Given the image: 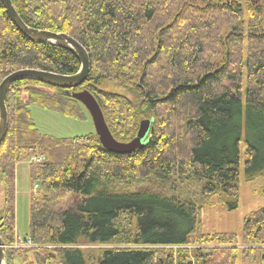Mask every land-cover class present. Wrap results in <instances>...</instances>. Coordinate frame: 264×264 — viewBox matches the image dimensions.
I'll list each match as a JSON object with an SVG mask.
<instances>
[{"label": "trees", "instance_id": "1", "mask_svg": "<svg viewBox=\"0 0 264 264\" xmlns=\"http://www.w3.org/2000/svg\"><path fill=\"white\" fill-rule=\"evenodd\" d=\"M11 1L27 26L80 42L90 73L74 90L22 81L7 94L8 129L0 146L7 264L17 258L9 247L16 236L15 169L35 156L41 161L30 165V178L42 192L31 195L28 238L54 246L55 255L44 262L264 264V207L245 219L241 242L234 234L203 231V215L215 199L228 211L238 208L241 144L246 181L264 178V0ZM226 28L237 33L228 59L237 55V64L205 63L203 42L222 45ZM80 67L69 51L25 37L0 0V83L22 69L74 75ZM106 80L139 89L142 110L153 116L145 120L151 127L143 147L122 155L106 150L96 133L57 140L36 128L33 107L84 118L66 93L87 91L113 138L131 143L144 112L126 115L133 107L101 90ZM144 184L158 191L140 190ZM70 194L80 199L75 212L58 217L55 208ZM80 246L112 247L92 255Z\"/></svg>", "mask_w": 264, "mask_h": 264}, {"label": "rangeland", "instance_id": "2", "mask_svg": "<svg viewBox=\"0 0 264 264\" xmlns=\"http://www.w3.org/2000/svg\"><path fill=\"white\" fill-rule=\"evenodd\" d=\"M200 25V24H198ZM226 31L228 34L223 35L222 45L218 44L216 39L211 38L207 39L205 42V48L208 51L206 57L204 59L205 63L210 64H224L230 65L234 63L237 64L238 58L237 55L233 57L232 61L228 60L230 57V49L231 43L233 42V37L235 36V31ZM234 36H233V35ZM71 37V36H70ZM236 37V36H235ZM210 38V37H209ZM225 46L222 49V46ZM247 39L244 40L242 48H241V56H243L242 61L245 62V58L247 57V47H248ZM250 46V45H249ZM235 50V49H233ZM227 54V55H226ZM229 55V56H228ZM234 56V54H232ZM217 60V61H216ZM241 61V62H242ZM230 62V63H229ZM244 81L242 83L244 85ZM100 89L106 93L115 94L121 96L126 100L131 108V111L128 110L126 115L140 113L142 114L143 108V98L139 91V89H127L122 87L120 83L106 80L101 83ZM244 90V89H243ZM82 92V91H81ZM85 92V91H83ZM47 94H52L53 92L46 90ZM66 95H71V93H66ZM66 97V96H65ZM71 97V96H70ZM68 98V97H66ZM122 105H126L125 101ZM79 108L81 109L80 113H83L84 118L80 115L79 117H68L59 113H54L51 111H46L39 108H31V116L34 121L36 128L43 136H47L50 138H54L57 140H69L76 137L89 136L95 134L94 124L92 119L85 109V107L78 103ZM126 112V109H125ZM143 117H139L137 131L138 133L141 123L145 120H152V114L149 113L148 110L143 111ZM103 114V113H102ZM140 115V114H139ZM145 121L149 125V129L151 127V122ZM107 125V124H106ZM135 134V135H136ZM244 144H241V156H240V177H239V203L238 208L232 211H228L227 208L221 205L216 199L215 205L212 206L211 209L206 211L203 215V231L206 233H226V234H234L237 236L239 241L243 240V229L245 219L249 216V214L258 211L262 207H264V196H263V188H264V178L259 177L252 182H247L244 175ZM39 157V156H38ZM30 162L26 160L24 162L19 163L16 166L15 172V229L16 236L14 239V243L10 245V249L14 252L15 264H25L23 262L24 259H27L33 264H49L48 262H44L45 258H50L55 255L54 246H43V245H35L32 243L28 247L20 246L18 241H23L24 239H29V229H30V199L32 193L37 194L38 192H42V186H39L38 190H34L31 178H30ZM140 190H150V191H158L157 187H151L148 184L142 185L139 188ZM166 193V192H165ZM4 195H3V185L0 181V213H2L4 209ZM79 198L73 194L67 196V198L60 203L55 208V213L58 217H60L65 212H75L76 205L79 202ZM17 242V243H16ZM112 247V246H110ZM106 246H80V249L85 252L97 255L101 250L110 248ZM212 246H204L203 249H210ZM239 248H243L242 245L238 246ZM199 247L189 248L190 250L198 249ZM182 249H188L186 247H182ZM33 251L28 253V251ZM48 250V252H46ZM167 251H170L171 248H167ZM177 250V247L173 249V251ZM7 252V249H6ZM40 255L38 257L41 262H38L36 259V253ZM27 254V256H26ZM264 262V261H263ZM92 264V263H91Z\"/></svg>", "mask_w": 264, "mask_h": 264}, {"label": "water", "instance_id": "3", "mask_svg": "<svg viewBox=\"0 0 264 264\" xmlns=\"http://www.w3.org/2000/svg\"><path fill=\"white\" fill-rule=\"evenodd\" d=\"M2 1L12 22L25 37L34 43H49L69 51L78 59L81 67L74 75H60L35 69H22L4 78L0 83V146L7 134L8 112L6 98L13 84L22 81H32L57 89L74 90L81 87L86 82L90 73V57L80 42L64 33H53L27 26L15 10L12 1ZM72 98L80 102L89 112L96 135L99 137L100 143L106 150L123 155L132 153L134 150L144 146L150 131L149 125L145 123V121L141 123L135 139L129 144H122L117 142L111 135L98 103L89 92L75 93L72 95ZM0 264H7L6 245L1 237Z\"/></svg>", "mask_w": 264, "mask_h": 264}]
</instances>
